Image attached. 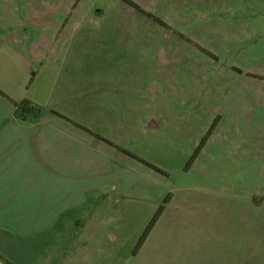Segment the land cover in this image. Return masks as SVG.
<instances>
[{"label":"rangeland","instance_id":"obj_1","mask_svg":"<svg viewBox=\"0 0 264 264\" xmlns=\"http://www.w3.org/2000/svg\"><path fill=\"white\" fill-rule=\"evenodd\" d=\"M1 31L0 121L34 102L97 163L48 227L0 213V264H264V0H0ZM76 39L119 52L61 106Z\"/></svg>","mask_w":264,"mask_h":264},{"label":"crops","instance_id":"obj_2","mask_svg":"<svg viewBox=\"0 0 264 264\" xmlns=\"http://www.w3.org/2000/svg\"><path fill=\"white\" fill-rule=\"evenodd\" d=\"M5 35L1 31L0 52L9 46ZM9 35L18 36L11 31ZM86 45V40L76 39L66 50L62 48L66 60L63 59V72L61 80H58V85L62 82L56 96L62 100V105L56 102L58 108L66 102L67 94L64 92L69 88L64 86L71 82L68 75L73 71L79 72L77 68L82 58L85 62L97 60L98 67L102 60L105 65L112 64V52H119L117 48L112 50L102 46L103 50L101 45L97 47L91 44L92 48ZM73 90L78 92L77 89ZM18 96L16 99L21 100ZM14 112L15 106L12 105L10 118L0 121V213L28 211L32 213L29 220L35 223L34 227H48L52 219L48 221V217L42 214L63 212L69 207L84 205L87 178L92 176L88 172L96 174L94 166L97 152L94 157L90 155L91 141H86V133H81L78 128H37V122L43 114L21 120L17 115L13 117ZM91 129L97 131V128ZM92 139L95 141L96 138Z\"/></svg>","mask_w":264,"mask_h":264},{"label":"trees","instance_id":"obj_3","mask_svg":"<svg viewBox=\"0 0 264 264\" xmlns=\"http://www.w3.org/2000/svg\"><path fill=\"white\" fill-rule=\"evenodd\" d=\"M15 107L16 115L21 120H27L29 117H40L44 112L42 107L28 100L15 103Z\"/></svg>","mask_w":264,"mask_h":264},{"label":"water","instance_id":"obj_4","mask_svg":"<svg viewBox=\"0 0 264 264\" xmlns=\"http://www.w3.org/2000/svg\"><path fill=\"white\" fill-rule=\"evenodd\" d=\"M257 203V202H256Z\"/></svg>","mask_w":264,"mask_h":264}]
</instances>
